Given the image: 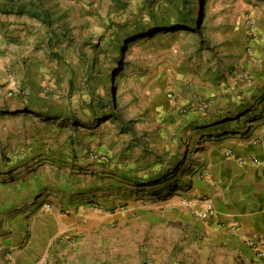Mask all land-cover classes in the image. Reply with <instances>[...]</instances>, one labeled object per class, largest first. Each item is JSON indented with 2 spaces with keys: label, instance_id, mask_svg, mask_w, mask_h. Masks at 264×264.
Returning a JSON list of instances; mask_svg holds the SVG:
<instances>
[{
  "label": "rangeland",
  "instance_id": "374dc122",
  "mask_svg": "<svg viewBox=\"0 0 264 264\" xmlns=\"http://www.w3.org/2000/svg\"><path fill=\"white\" fill-rule=\"evenodd\" d=\"M182 1L48 0L39 6L47 24L28 12V0H0V188L20 183L14 172L24 167L25 175L53 171L58 182L67 165L98 176L125 199L112 209L94 202L102 208L95 212L134 211L139 222L135 236L121 237L123 264H153L149 253L172 264L190 245L170 211L194 213L184 202L197 199L169 193L189 183L203 150L195 115L264 114V52H252L248 28L264 0H186L181 13ZM71 151V162L39 170ZM114 170L138 186L114 183L106 176Z\"/></svg>",
  "mask_w": 264,
  "mask_h": 264
},
{
  "label": "crops",
  "instance_id": "0c3cea01",
  "mask_svg": "<svg viewBox=\"0 0 264 264\" xmlns=\"http://www.w3.org/2000/svg\"><path fill=\"white\" fill-rule=\"evenodd\" d=\"M251 27L256 36L252 52L260 54L264 52V13L254 15L249 30ZM52 81L55 86V80ZM165 107L170 105L165 102ZM160 112L165 114L163 109ZM254 113L256 111L246 107L239 113L229 110L219 115L209 113L204 118L195 115L194 130L205 136L203 150L198 152L189 183L178 185L181 189L169 194L208 201L214 215L203 221L189 209H171L182 224V235L190 243L183 245V252L172 264H264V255L258 256L264 252V114L260 117L259 113L254 119ZM251 119L250 123L255 125H239ZM254 139H260L261 144L254 146ZM228 150L233 152L232 158L225 155ZM73 152L69 160L48 158L39 170L61 167L59 161L71 162ZM62 167H65L66 178L60 182L53 178V171H34L25 175L24 167L14 172V176H20V183L0 188V264H8V252L13 264H123L116 259L122 260L129 254L121 249L124 242L121 237L128 232L129 236H135L139 222L136 217L130 218L134 211L123 217L119 213L102 214L90 208L92 203L101 202L112 209L114 203L125 199L123 193L113 188L107 190L109 185L102 189L98 176L75 172L68 165ZM33 176L40 185L26 182L25 191L21 186L13 191V186L23 184L24 179ZM106 176L114 179V183L138 186L137 178L119 170ZM46 206L50 208L46 209ZM250 241L256 242L255 248L250 247ZM146 256L148 262L162 264L161 259L153 258L150 253ZM109 257H114L112 263L108 261Z\"/></svg>",
  "mask_w": 264,
  "mask_h": 264
},
{
  "label": "built area",
  "instance_id": "2783aa9c",
  "mask_svg": "<svg viewBox=\"0 0 264 264\" xmlns=\"http://www.w3.org/2000/svg\"><path fill=\"white\" fill-rule=\"evenodd\" d=\"M250 31L254 35V31H255L254 27H251ZM9 96H12V93H10ZM169 97L171 98V95H169ZM252 144L254 146H258L261 144V140L260 139H254ZM225 155L229 158H232L233 152L231 150H228V151H226ZM91 158L96 159V157L94 155H91ZM253 162H257L256 159H253ZM184 204L186 206L190 207L193 210V212L203 221L209 220L214 215L213 206L208 201H190V202L185 201ZM201 207H202V209H201ZM49 208H50L49 206H46V209H49ZM90 208L94 211H101L102 210V208L100 207V205L98 203H92ZM250 247L255 248L256 242L250 241ZM263 255H264L263 251L258 254L259 257H262ZM6 256L8 259V264H13L12 255L10 253H7Z\"/></svg>",
  "mask_w": 264,
  "mask_h": 264
},
{
  "label": "trees",
  "instance_id": "16d2710c",
  "mask_svg": "<svg viewBox=\"0 0 264 264\" xmlns=\"http://www.w3.org/2000/svg\"><path fill=\"white\" fill-rule=\"evenodd\" d=\"M45 1H48V0H28V6H29L28 12L31 15H34V16H36L39 19H43L44 22H46L47 24H52L51 23V15H50V13H48L47 11L42 12L40 10V7H39ZM187 4L188 3H187L186 0L182 1V5H181L182 8H180L181 13H183L184 10L187 9ZM187 19H188V23L190 22V20H193L192 18L189 19L188 15H185L184 22H186ZM194 22H195L196 26H198V22H196V21H194ZM100 106H103V105L101 104Z\"/></svg>",
  "mask_w": 264,
  "mask_h": 264
},
{
  "label": "bare ground",
  "instance_id": "6f19581e",
  "mask_svg": "<svg viewBox=\"0 0 264 264\" xmlns=\"http://www.w3.org/2000/svg\"><path fill=\"white\" fill-rule=\"evenodd\" d=\"M249 125H250V126H253V125H255V123H250Z\"/></svg>",
  "mask_w": 264,
  "mask_h": 264
},
{
  "label": "water",
  "instance_id": "95a60500",
  "mask_svg": "<svg viewBox=\"0 0 264 264\" xmlns=\"http://www.w3.org/2000/svg\"><path fill=\"white\" fill-rule=\"evenodd\" d=\"M8 1H20V0H8Z\"/></svg>",
  "mask_w": 264,
  "mask_h": 264
}]
</instances>
